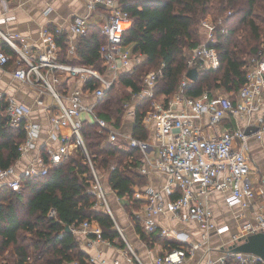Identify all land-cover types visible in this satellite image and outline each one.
Instances as JSON below:
<instances>
[{
  "label": "built area",
  "instance_id": "2783aa9c",
  "mask_svg": "<svg viewBox=\"0 0 264 264\" xmlns=\"http://www.w3.org/2000/svg\"><path fill=\"white\" fill-rule=\"evenodd\" d=\"M87 6L86 14L74 15L71 32L81 38L92 26L100 30L105 37L100 47L106 67L104 72L74 61L78 60L76 46H69L68 61L58 58L60 46L57 36L66 34L60 26L42 27L40 36L43 47L34 53L29 51L33 44L23 36H9L0 29V38L18 55L20 65L14 71V77L32 87H43L51 93L57 109L51 114L50 123L56 128L68 126L71 129L69 134L60 137L57 147L48 146L47 153L38 154L24 168H19L17 161L34 149L40 129L38 125L26 120L28 111L23 105L0 92V102L7 103L5 115L9 123L15 127L23 123L26 131V140L20 145V158L13 165L0 168V190L10 188L19 191L28 178L47 175L54 167L81 150L88 159L93 175L89 187V191L97 198L93 207L105 208L128 249L138 257L118 223L108 200L109 191L89 155L82 134V114L86 113L98 123L101 131L109 132L107 141L126 149L137 148L142 153L138 171L147 176L149 181L144 186L134 185L132 199L142 203L131 213L132 218L147 235L160 234L175 239L177 243L175 247H169L157 255L155 264H187L188 258L202 249L206 253L205 264H264L261 255L233 252L229 244L223 254L214 258L209 243L213 231L222 235L230 229L228 224L218 225L214 220L210 199L216 192L225 195L229 206L241 209L240 217L255 202L261 205L259 210L252 211L255 222L243 224L233 234L231 243H238L243 236L264 232V179L256 184L251 178L248 157L251 137L264 140V49L249 57L245 65L246 81L235 99L228 95H211L207 91L196 97L189 95L186 89L192 80L187 73L174 95L166 99L156 92L158 79L163 75V66L149 74L142 88L135 94L139 97V103L149 101V109L141 121L151 132V137L143 139L123 129H116L96 114L99 101L121 75L145 60L142 54L133 51L132 45L124 43V33L133 26V19L120 0H87ZM4 20L2 18L0 22ZM199 27L205 34V40L188 51V69H197L199 73L216 70L221 65L216 47L218 35H227L229 28L223 17L214 18L211 14L201 20ZM10 59L9 54L0 50L1 66L7 65ZM55 74L77 77L83 83L91 78L99 80L100 86L91 90L95 101L89 104L84 102V88H74L70 95L58 90L54 84L57 79ZM128 112L135 120V110L129 109ZM254 114L260 115L257 129L246 132V126L242 128L240 121L254 125ZM226 121L233 125L220 129ZM52 137L56 139L57 135L52 133ZM155 177L157 181L153 180ZM112 191L117 194L116 190ZM117 198L122 199L118 194ZM165 210L171 212L175 219L196 221L202 231L201 240L190 241L187 234L159 225L156 216ZM48 216L58 219L57 210L51 208ZM67 226L75 237H87L89 244L96 241L113 243L115 240L102 237V228L95 219ZM215 248L220 250L221 246ZM4 264L11 263L5 260ZM61 264H107V260L104 257L88 256L83 261L74 259Z\"/></svg>",
  "mask_w": 264,
  "mask_h": 264
},
{
  "label": "trees",
  "instance_id": "16d2710c",
  "mask_svg": "<svg viewBox=\"0 0 264 264\" xmlns=\"http://www.w3.org/2000/svg\"><path fill=\"white\" fill-rule=\"evenodd\" d=\"M133 19V26L124 33V43L145 57L143 63L121 75L113 84L139 91L143 86L142 75L149 65L160 69L163 75L156 85L158 95L171 98L177 91L184 74L188 72V51L200 43L198 25L211 14L223 17L229 28L227 35H218L216 47L221 65L216 70L202 71L196 81L186 89L191 96L205 91L224 90L235 99L246 81L245 65L249 57L264 49V0H120ZM231 12V14H230ZM240 19H237V18ZM60 46L58 58L68 61L66 34L57 36ZM105 42L96 26L80 38L76 62L104 72V59L100 47ZM142 67V68H141ZM156 70V71H157ZM100 86L91 78L84 83L85 90ZM112 86V88H113ZM111 88V89H112ZM109 90L96 108L98 117L112 125L110 111L114 102L108 100ZM231 93V94H230ZM117 103V102H115ZM120 104V103H119ZM6 101L0 102V168H7L20 158V145L26 140L23 123L12 126L5 110ZM149 101L139 103L133 125V135L146 139L149 130L142 124V116ZM122 112L121 108L117 109ZM107 130L93 119L82 123L89 155L98 173L105 175L111 188L122 198L126 210L139 207L140 200L132 199L134 185L144 186L149 181L139 171L142 153L137 148H124L107 141ZM92 171L86 155L76 151L62 164L45 176L28 178L19 191L0 190V264H61L63 261L85 260L75 235L66 230L67 225L86 219H95L102 228L105 239L121 238L114 228V221L103 208H94L97 198L89 191ZM51 208L57 210L58 219L48 216ZM138 231L151 244L160 235H147L139 225ZM62 234V236H60ZM157 236V237H155ZM163 239V238H161ZM121 240V239H120ZM175 247L176 242L166 243Z\"/></svg>",
  "mask_w": 264,
  "mask_h": 264
},
{
  "label": "crops",
  "instance_id": "0c3cea01",
  "mask_svg": "<svg viewBox=\"0 0 264 264\" xmlns=\"http://www.w3.org/2000/svg\"><path fill=\"white\" fill-rule=\"evenodd\" d=\"M87 12V0H0V19H5L0 22V29L9 36H14L15 34L23 36L33 44L29 51L34 53L43 47L40 36L42 27L44 25L51 27L60 26L66 32V42L69 48V46H77L80 40L79 37L73 35L71 32L73 17L76 14H86ZM0 50H4L11 57L7 65H0V92L5 93L7 97H13L18 103L23 105L26 111H28L26 120L31 124L38 125L40 129L34 149L30 150L17 161L18 167L24 168L38 154L47 153L48 146L57 147L60 143V137L69 134L71 129L68 126L56 128L50 123V116L57 109L56 101L51 93L43 87H32L14 77L13 73L20 65L17 60L18 55L1 38ZM67 55L69 57L68 53ZM55 75H57V79L54 80L56 88L64 91L67 95H70L74 88H84V83L77 77L69 78L65 74ZM83 97L84 102L87 104L95 101V96L91 90H85V88L83 89ZM259 116V114H254V125H247V121H240L241 127L246 126V132L256 130ZM82 118L83 120L92 119L86 113L82 114ZM133 125L134 122L131 123L129 128L123 125L121 129L133 134ZM232 125L226 121L220 129H225ZM52 133L57 135L56 139L52 137ZM150 137L151 132H149L148 138ZM248 157L250 160L251 178L258 184L264 179L263 139L255 136L251 137L249 140ZM153 180L157 181L158 178L155 177ZM110 187L111 185L108 188L112 191ZM110 199H112L118 223L123 228L126 238H129L127 240L136 251L138 257L131 253L125 243H119L117 238H115L113 243L96 241L93 244H89L87 237L79 236L76 239L80 250L86 253V257H104L107 260V264H141L139 260L143 264H155V257L169 248L166 243L170 241L176 242L175 239L172 240L160 234H155L161 237L153 240L150 244L147 239L143 238L141 232L138 231L137 225L139 224L132 218L131 213L134 212L136 207L132 206L128 212L122 199L118 200L117 196H110ZM210 206L213 210L215 222L218 225L228 224L230 227L229 231L222 235L214 231L210 234L211 256L216 258L227 250L228 244H233L231 243L233 234L237 233L243 224L255 222L252 211L259 210L261 205L259 202H255L251 208L245 211V215L240 217L238 215L241 209L229 206L225 195L221 192H216L211 196ZM156 220L163 227H169L171 230L187 234L190 241L201 240L202 231L194 220L182 221L175 219L168 210L156 216ZM217 246H221L220 250L215 248ZM205 259L206 253L202 249L193 256H190L187 264H205Z\"/></svg>",
  "mask_w": 264,
  "mask_h": 264
},
{
  "label": "rangeland",
  "instance_id": "374dc122",
  "mask_svg": "<svg viewBox=\"0 0 264 264\" xmlns=\"http://www.w3.org/2000/svg\"><path fill=\"white\" fill-rule=\"evenodd\" d=\"M237 19H240L239 17ZM201 23V21H200ZM199 23V25H200ZM198 25V34H199V38H200V42H203L205 40V34L203 32V30L201 29V27H199ZM264 27V24L263 26ZM142 68V67H141ZM146 69V73L144 72L142 77L143 83L145 81V79L147 78V76L149 74H151L152 72H155L157 69L156 67H150L145 66L143 67ZM112 91L110 92V94H108V100L111 102H114L113 107H111L108 111H110L111 117H112V126L115 127L116 129H121V127L124 125L126 128H129L131 126L132 122H135V120L133 121V117L130 115L129 109H134L135 112L137 113V107L139 106V97L136 96L135 94L137 93V91H132L130 89H126L125 87H123L122 85H118L116 84L115 86H113V88L111 89ZM214 95H229L228 92L224 91V90H213L212 91ZM231 94V93H230ZM117 102V103H115ZM120 103V104H119ZM122 110V112H120L117 109ZM144 109H148V107H145ZM136 117V114H135ZM101 173H99V175L102 176L105 185L107 187V190L109 191L108 193V200L109 203L111 204V207L113 209V211L115 212L114 206L112 205V199H110V196L112 197H116L117 194L115 192H112L111 190H109L108 188V182L107 179L105 178L107 171L106 170H101ZM105 187V189H106ZM115 194V195H114ZM115 199V198H113ZM105 209V208H104ZM131 210V209H130ZM128 211V210H127ZM129 212V211H128ZM116 213V212H115ZM121 239V240H120ZM118 238L117 241H119V243L124 244L123 238ZM127 239L129 240V238L127 237Z\"/></svg>",
  "mask_w": 264,
  "mask_h": 264
},
{
  "label": "water",
  "instance_id": "95a60500",
  "mask_svg": "<svg viewBox=\"0 0 264 264\" xmlns=\"http://www.w3.org/2000/svg\"><path fill=\"white\" fill-rule=\"evenodd\" d=\"M187 76L196 81L199 77V72L197 69H189ZM66 230L69 232L70 227L66 226ZM230 249L233 252H243V253H254L264 257V232H258L243 236L239 239L238 243L230 245Z\"/></svg>",
  "mask_w": 264,
  "mask_h": 264
}]
</instances>
